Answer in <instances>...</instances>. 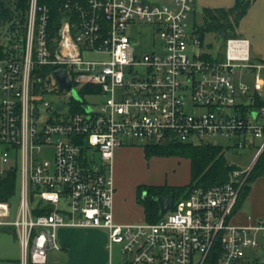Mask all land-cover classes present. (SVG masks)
<instances>
[{"label":"built area","instance_id":"2783aa9c","mask_svg":"<svg viewBox=\"0 0 264 264\" xmlns=\"http://www.w3.org/2000/svg\"><path fill=\"white\" fill-rule=\"evenodd\" d=\"M196 1L65 0L51 30L49 6L30 0L24 34L0 53V176L17 167L20 194L17 208L0 200V228L14 229L20 264H46L64 227L106 229L108 264H209L216 253L217 264H264V215L239 218L242 186L264 151V59L253 60L243 36L206 49L189 21ZM138 22L152 26L153 51L138 53L128 33ZM214 136L256 148L253 165L193 188L157 221H116L117 147L220 145Z\"/></svg>","mask_w":264,"mask_h":264},{"label":"rangeland","instance_id":"374dc122","mask_svg":"<svg viewBox=\"0 0 264 264\" xmlns=\"http://www.w3.org/2000/svg\"><path fill=\"white\" fill-rule=\"evenodd\" d=\"M235 3V0H197L195 3V10L191 13L189 21L191 26L194 24L201 25L203 22V13L206 7H230ZM128 33L133 37L134 41L138 43L137 51L139 54L153 51L155 48L154 42L156 40L155 33L152 26L145 22H138L133 26L128 27ZM233 33H229L232 35ZM235 35L245 36L250 40L251 54L254 61L264 58V0H255L249 8L247 14L240 20L238 26L235 27ZM234 36V34L232 35ZM226 37L216 35L213 32H207L204 37V47L210 51L218 52L224 49ZM158 41V40H156ZM252 74H239L238 79H242L250 84L253 83ZM94 97H89L88 100H93ZM60 101V100H59ZM208 141L217 142L226 149V157L228 162L237 168H246L253 165L254 157L257 149L246 147L242 149H234V140L223 137L214 136L209 137ZM257 142V140H255ZM138 148H130L126 152L124 161H120L115 168V177L121 181V185L117 186L120 194L128 197L130 192L133 194L137 185L164 183L168 185L188 184L191 179V171L189 161L183 157L174 155H154L146 157L145 152L139 147H142L144 141L131 140L130 143ZM125 145V146H128ZM188 182V183H187ZM251 196L252 193L262 191L264 193V176L258 177L251 182ZM242 194V193H241ZM19 190L12 198V205L17 208L19 204ZM246 197L242 201L241 208L244 213L239 217L245 221L246 214H253L252 198ZM130 206L129 204H125ZM65 228V227H64ZM61 229V228H60ZM59 229V230H60ZM76 229V228H73ZM93 229L94 232L89 233L85 231H76L72 233L71 246L75 252L84 256L86 260L91 261L92 264H100L102 258L110 257V250L108 247V235L104 228H80ZM60 240V233H59ZM121 246L114 244L112 246V257L115 261L121 259ZM66 254V250L51 249L49 251L50 259H60ZM21 246L16 238L13 228H0V264H9V258L14 260L20 259Z\"/></svg>","mask_w":264,"mask_h":264},{"label":"trees","instance_id":"16d2710c","mask_svg":"<svg viewBox=\"0 0 264 264\" xmlns=\"http://www.w3.org/2000/svg\"><path fill=\"white\" fill-rule=\"evenodd\" d=\"M65 0H39L51 10V30L59 26L62 18L61 4ZM255 0H235L230 7H206L203 13V22L198 25V34L204 40L207 32L223 37L235 35V27L247 14ZM30 0H0V53H3L5 42L24 34ZM229 33H233L229 35ZM264 59V58H263ZM264 103L259 99V104ZM146 157L154 155L180 156L191 160V180L185 185H156L141 184L137 187V200L142 204L145 220L157 221L162 212L157 200L158 196L173 194L175 199L187 196L195 187H209L221 184L229 179L230 173L237 167L230 164L226 157V149L213 143H193L191 141L163 140L148 142L142 145ZM264 176V151L259 156L253 169L249 173L241 189L239 205L249 195L251 182ZM19 184L18 168L9 169L0 176V200H12ZM37 213H40L36 211ZM217 253L209 259V264H217Z\"/></svg>","mask_w":264,"mask_h":264},{"label":"crops","instance_id":"0c3cea01","mask_svg":"<svg viewBox=\"0 0 264 264\" xmlns=\"http://www.w3.org/2000/svg\"><path fill=\"white\" fill-rule=\"evenodd\" d=\"M245 37V36H243ZM247 38V37H246ZM249 39V38H248ZM130 148H138L135 145H128V146H119L115 149L114 153V159H113V177H114V184H115V194H114V217L116 221L120 223H134V222H139L145 220V213H144V208L142 204H140L137 200V187L135 189V192L132 194L130 192L129 199L128 197H124L120 194V191L118 190L117 186L121 185V181L115 177V168L117 165H119L120 161H124V157L126 152ZM143 150L144 152V147H139ZM180 157V156H177ZM187 161H189V167L191 171V160L187 157ZM191 180V179H190ZM190 182V181H189ZM188 183V182H187ZM156 185H165L164 183H152ZM186 184V183H185ZM175 185H184V184H175ZM252 190V187H251ZM251 190L250 193L247 197L251 196ZM252 211L253 215L255 216H260L264 215V193L262 191H256L252 193ZM125 204H129L130 206H126ZM242 204V203H241ZM240 204V207L243 205ZM243 214L244 211L241 208ZM85 231L92 233L94 232L93 229H80V228H61L58 231V240H59V233H60V248H64L66 250V254L60 258V259H50L49 253H48V261L46 264H92L90 263L91 261H88L85 259L84 256L79 255L77 252L74 251V249L71 246V238L70 236L72 233H76V231ZM20 259L14 260L13 258H9V264H20ZM102 262L100 264H108L109 258L107 257L102 258Z\"/></svg>","mask_w":264,"mask_h":264},{"label":"water","instance_id":"95a60500","mask_svg":"<svg viewBox=\"0 0 264 264\" xmlns=\"http://www.w3.org/2000/svg\"><path fill=\"white\" fill-rule=\"evenodd\" d=\"M223 33H224V31L221 29L219 31V35L221 36V35H223ZM57 76L61 81L62 87H67V88L71 87V83L68 80V77H67L65 71H58ZM157 200H158V203H159V206H160L162 213H165L169 209L174 207L175 197L173 194L158 196Z\"/></svg>","mask_w":264,"mask_h":264}]
</instances>
